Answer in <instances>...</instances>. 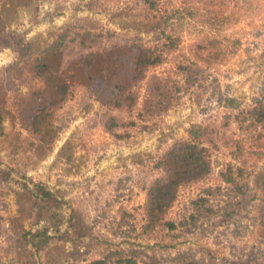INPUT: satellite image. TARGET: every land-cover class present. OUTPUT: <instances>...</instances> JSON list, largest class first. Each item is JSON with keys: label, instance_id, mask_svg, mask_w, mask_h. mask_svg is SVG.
Listing matches in <instances>:
<instances>
[{"label": "rangeland", "instance_id": "1", "mask_svg": "<svg viewBox=\"0 0 264 264\" xmlns=\"http://www.w3.org/2000/svg\"><path fill=\"white\" fill-rule=\"evenodd\" d=\"M0 10V264H178L183 255L198 264H264V127L241 116L264 104V0H0ZM84 32L94 35L92 50L79 46ZM64 33L73 38L65 62L111 47L134 57L150 49L162 62L136 83V103L120 115L73 85L51 121L40 120L52 142L37 150L24 124L42 87L32 67ZM134 57L121 58L128 79ZM191 126H209L212 173L178 190L165 215L173 229L164 222L144 231L157 157ZM39 185L53 196L56 223L37 220L28 193ZM44 227L45 246L35 247L27 233Z\"/></svg>", "mask_w": 264, "mask_h": 264}, {"label": "trees", "instance_id": "2", "mask_svg": "<svg viewBox=\"0 0 264 264\" xmlns=\"http://www.w3.org/2000/svg\"><path fill=\"white\" fill-rule=\"evenodd\" d=\"M4 8L5 4L2 3V9ZM78 36L80 39L79 46H85L86 50L94 48L91 43L86 44L87 40L94 42L93 34L84 32ZM66 39L73 40L64 33L46 48V55L38 59L32 67L33 73L41 79L42 87L31 98V101H35V111L31 109L27 113L24 124L27 122V126L32 131V136L37 139L38 144L34 146V149L37 150H45L52 142L51 138H48V132H41L42 123L40 120L51 121L53 113L62 109L63 104L70 98L73 85L87 87L104 111L120 115L129 112V109L136 103L137 94L133 91L136 83L141 81L149 68L162 62L160 54L140 47L137 48L136 57H134L131 48L111 47V49H102L94 53L90 51L82 57L65 62L64 48L68 43ZM78 43L76 47H78ZM16 46L20 48L21 42L16 40ZM130 54L134 57V63L132 77L128 79L127 67L121 58ZM102 91L103 93H101ZM148 107L149 104H145L144 108ZM242 115L243 121L250 120L264 127V104L259 103L248 111H241ZM112 122L115 124V120L112 119ZM187 133V139L175 141L170 148L157 157L155 169L160 171L161 175L149 183L144 190L146 197L143 205L142 228L144 231L153 230L165 222V215L177 199L179 189L186 185L199 183L212 173L210 150L207 145L212 146L215 141H212L210 137L209 126H191ZM0 136H2L1 119ZM59 152L66 161L70 160V155L65 152V146ZM0 174L3 176V180H7V174L4 171ZM259 185L264 194V177L260 178ZM36 187L39 194L34 195L31 191H28V194L37 211V220L40 222L49 221V224L53 221L56 223L57 215L53 211V207H50L53 203V196L44 186ZM238 192L243 195L244 190L240 189ZM165 224L169 229L174 228L168 221ZM73 229L76 230L75 227ZM46 230L47 227H44V230L39 231L36 235L27 233V235H32L31 242L33 240L35 247H38L36 243L39 244V247L45 246L46 239L42 234ZM4 232L5 226H2L0 217V237L3 236ZM24 236L25 234L22 235V237ZM178 258V264H198L194 259H189L184 255ZM85 264H106V261L94 259ZM118 264L132 263L120 260Z\"/></svg>", "mask_w": 264, "mask_h": 264}, {"label": "crops", "instance_id": "3", "mask_svg": "<svg viewBox=\"0 0 264 264\" xmlns=\"http://www.w3.org/2000/svg\"><path fill=\"white\" fill-rule=\"evenodd\" d=\"M82 171H84V170L82 169ZM82 171H80L76 176L81 175ZM11 228H12V227H11ZM28 250H30V249H27V253H28Z\"/></svg>", "mask_w": 264, "mask_h": 264}]
</instances>
